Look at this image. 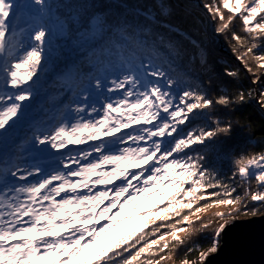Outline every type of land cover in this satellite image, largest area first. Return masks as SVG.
Segmentation results:
<instances>
[{
    "label": "snow or ice",
    "instance_id": "snow-or-ice-1",
    "mask_svg": "<svg viewBox=\"0 0 264 264\" xmlns=\"http://www.w3.org/2000/svg\"><path fill=\"white\" fill-rule=\"evenodd\" d=\"M203 8L214 32L230 36L253 87L210 96L191 82L168 34L181 33L151 10L0 0V264H168L196 233L211 230L210 244L189 248L181 262L205 264L238 215L264 214V150L233 157L227 179L207 154L219 155L217 138L234 126L232 117L221 120L217 106L235 111L255 101L264 110V0H203ZM190 42L198 50L190 61L203 65V48ZM54 51L68 57L62 67L53 65L67 102L59 119L41 126L31 113ZM198 115L210 124L185 131ZM68 145L86 147L62 155L51 171L32 162ZM98 185L105 190L94 193ZM238 187L243 192L234 195ZM128 205L148 218L139 228L110 232L123 225L114 215ZM213 208L226 210L205 216Z\"/></svg>",
    "mask_w": 264,
    "mask_h": 264
},
{
    "label": "trees",
    "instance_id": "trees-1",
    "mask_svg": "<svg viewBox=\"0 0 264 264\" xmlns=\"http://www.w3.org/2000/svg\"><path fill=\"white\" fill-rule=\"evenodd\" d=\"M73 2H76V0H73ZM81 2L89 4L95 3L111 12H122L124 10L132 12L135 9H140L141 11L151 10L155 13L156 19L161 24L170 25L172 29H178L179 33L183 35L175 31H171L168 34L182 50L183 59L180 62L181 67L190 70L191 82L200 84L210 96L219 95L221 91L225 94H233L239 89L247 90L253 87L250 75L231 49L229 43L230 36L216 34L214 32L215 25L209 19L206 9L203 8V0H81ZM140 19L142 20L143 17ZM211 28L213 31H211ZM240 28V21H235L233 30L239 32ZM160 30L164 31L162 28ZM192 40H195L203 48V53L201 54L205 60L203 65L199 63V60L196 62L190 61V57L198 54V50L190 42ZM66 59H68L66 53L62 56L57 53L52 65L60 68ZM225 68L238 69L240 74L238 77H229L224 73ZM209 80L212 82L210 85L207 83ZM61 90L62 86L56 77L51 82L46 80L43 85V90L38 89L39 94L46 95L44 102L47 105L50 103L48 100L55 103L59 101L62 94ZM51 96L54 97L48 99ZM215 112L222 121L228 120L229 117L233 118L234 126L231 134L226 137L222 135L217 138L219 155L207 153L214 161L215 170L222 178L227 179L233 171V157L241 153L264 150V110H261L255 101H249L247 104L236 106L235 111L231 108L224 109L217 106ZM209 124L210 121L205 119L203 115H198L186 125L185 131L192 128L204 127ZM241 124L243 127L240 126ZM193 147L198 151L200 150V146L198 145H194ZM252 187L255 189L254 182ZM242 192L243 189L238 187L234 195L242 194ZM250 206H258V204L251 202ZM211 214L208 213L205 216ZM241 216L244 215H238V217ZM145 230L147 231V229ZM211 236V230L196 233L192 239L177 249L175 259L169 261L168 264L182 262L184 254L189 248L195 250L208 246L211 242ZM197 255L198 253L195 251L188 253V259H195ZM141 259H145V256H142Z\"/></svg>",
    "mask_w": 264,
    "mask_h": 264
},
{
    "label": "rangeland",
    "instance_id": "rangeland-1",
    "mask_svg": "<svg viewBox=\"0 0 264 264\" xmlns=\"http://www.w3.org/2000/svg\"><path fill=\"white\" fill-rule=\"evenodd\" d=\"M211 31H213L212 28H211ZM56 54H57V52H55V51L51 54L47 74L41 73L40 81L38 83V87H39L38 89H40V90H43V85L46 82V80L51 82L55 78V74L53 72V65L52 64L54 62ZM55 67L58 68L57 66H55ZM22 74H23V70H22ZM61 92H62V94H61L59 101L55 103L51 100H48V102H50L49 105H47L44 102L46 99V95L45 94H39L38 99L33 102L34 108H33L32 113H31L32 116L35 118L36 124L41 125V126H50L45 122H48V120L49 121L51 120L54 122L55 119L60 118V114L64 112V107L62 106L61 101L63 100L64 103L67 102L66 90H61ZM52 97H54V96L48 97V99H51ZM96 142L97 141H89V143H96ZM85 147H86V145H68L66 149H63L60 152H56L55 156L50 157V159L45 161L44 163L41 160H38V161L36 160V161L39 162L42 166H44V168L46 170L51 171L52 169L59 167L58 161L62 155H67L68 152H72L73 154H75L79 149H82ZM94 155H96V154H94ZM38 159H39V157H38ZM105 170H108V169L105 168ZM129 171H135V170L129 169ZM93 179H95V177H93ZM133 183L135 184L136 181H133ZM97 190L102 191V190H105V188H104V186L98 185L96 187V189H94V193ZM169 191H170V189H169ZM109 195L111 196L112 194L109 193ZM125 195H127V194H125ZM107 202L108 201L106 200L104 204L100 205V208H103L107 204ZM122 202H123V198L121 199V203ZM139 202L141 203L142 206H146L149 203L148 199L143 197V196L141 197ZM93 203H97V201H93ZM100 208H97L96 211L99 212ZM218 210H226V209H215V208H213V209H210L208 213H213V212L218 211ZM75 211L78 212L79 209H75ZM117 211H118V209H113V213H109V215H114V213ZM208 213H206V214H208ZM150 215L151 214H149V216ZM241 217H248V216H241ZM241 217L237 216L236 219L241 218ZM147 218H148V216H145L143 218L137 217L135 215V213H133L131 205H128L125 207V209L122 212H120V214L118 216L114 215V219H117V220L123 219V225H118V226L112 227L109 231L116 233V231L120 232L122 228L124 230H128V231L133 230L134 228H139V227H141L143 220H145ZM106 220H107V217H105L104 220L101 221V224L106 222ZM184 226L186 227V225H184ZM180 235H182V234H180ZM102 239L106 240V239H108V236L104 235L102 237Z\"/></svg>",
    "mask_w": 264,
    "mask_h": 264
},
{
    "label": "water",
    "instance_id": "water-1",
    "mask_svg": "<svg viewBox=\"0 0 264 264\" xmlns=\"http://www.w3.org/2000/svg\"><path fill=\"white\" fill-rule=\"evenodd\" d=\"M40 154L51 157L56 153ZM205 264H264V214L237 218L222 235L219 252Z\"/></svg>",
    "mask_w": 264,
    "mask_h": 264
}]
</instances>
